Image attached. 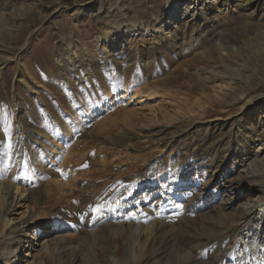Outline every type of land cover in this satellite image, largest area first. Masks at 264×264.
<instances>
[{
	"label": "rangeland",
	"instance_id": "obj_1",
	"mask_svg": "<svg viewBox=\"0 0 264 264\" xmlns=\"http://www.w3.org/2000/svg\"><path fill=\"white\" fill-rule=\"evenodd\" d=\"M167 2L0 0V179L27 190L34 218L63 223L81 264L112 243L82 239L110 212L145 227L163 220L177 235L222 213L249 224L258 209L244 220L241 207L264 200V0H180L189 13L179 26ZM218 85L230 89L220 99ZM55 178L73 191H57ZM222 181L245 185L238 201ZM203 189L206 206L172 211L176 196L196 205ZM228 225L216 231L232 240ZM198 240L182 245L204 248L198 260L223 250L218 238ZM56 263L43 254L34 264Z\"/></svg>",
	"mask_w": 264,
	"mask_h": 264
},
{
	"label": "bare ground",
	"instance_id": "obj_2",
	"mask_svg": "<svg viewBox=\"0 0 264 264\" xmlns=\"http://www.w3.org/2000/svg\"><path fill=\"white\" fill-rule=\"evenodd\" d=\"M167 3L169 8L168 20H176L174 26L176 23H178L179 26V23L185 20L183 17L189 13L188 7L183 10L182 7L184 4H181L180 0H168ZM180 12H183V14L180 15ZM171 24L172 22L168 21L165 26ZM130 34V30L127 29V31H124L123 37L120 38H114L108 35L106 37L107 40H105L106 49H110L112 45L114 46L120 39L122 40L125 37L131 36ZM167 35H169V33ZM214 88H216L215 92H219V94L217 93L218 99L226 96V94L230 92L228 86L218 85L216 87L214 86ZM158 95L159 93L153 91L148 93V97H157ZM229 95H232V91ZM130 98L137 101L139 104H143L142 94L139 92H134ZM257 105L258 103L253 105L252 101L248 100L244 106L253 108ZM244 111L243 109L242 112L238 114V117L242 116ZM238 117L236 116L235 118ZM1 127L0 122V144L5 140ZM31 136L28 135L26 136L27 138H25L30 141L35 140V138L31 139L33 138ZM260 150H258L257 153H259ZM2 156L3 154L1 153L0 157ZM232 156H235V154H232ZM158 175L159 177L161 176L159 173ZM58 178L51 181L57 191L63 195H67L68 191H73L70 182L64 179L59 180ZM12 180L15 181L14 177L11 176L9 179H0V264H34L43 254L52 262L56 260V264H81L83 260V258H81L82 256L77 257L73 255L69 257L74 249L71 246L68 247L64 245L66 244V240L64 241L65 238L59 236L65 227L63 223L53 220L52 223L48 221L44 222L37 220L38 218H34V214H32L34 210L29 205L30 202L33 201V198H31L30 195L27 196V190L17 186ZM222 185H225L228 191L232 192L234 201L240 199L241 193H243L246 188L241 181H237V183L224 181ZM161 188L164 190V182H162ZM209 188L210 187H207L206 190L208 191ZM204 191L205 189H203L201 193L203 195L200 196V200L197 201L196 205H194L195 203L182 202L181 200H183V198L179 199L178 196H176L175 205L171 207L172 211H180L185 216V213H188L191 209H197L198 206L202 204L205 205L208 201V197H206L208 192L204 194ZM31 193L34 192L31 191ZM150 196L151 194H148L145 199L148 200ZM38 200H40L39 197ZM231 206L232 203L228 204V202L225 201L223 208H225L226 211L230 209ZM254 208L258 209L259 214L257 218L249 224L239 221L235 222L236 217L233 216L231 218V215L222 213L221 215L219 214L207 220V223L205 222L206 220L204 222H195L192 225L188 223L187 226H184V229H180L181 233L177 235H173V232L162 222L163 220L155 223V228L151 226L145 227L143 222L133 221L125 223L126 220L122 221L120 217L113 216L112 212H110L99 222L97 221L92 225L86 226L85 230H83L84 234L82 239L93 237L100 240H107L106 237H109V235L113 238L110 240L112 243L105 242L104 245H102L104 250L101 249L100 252L102 253L101 261L99 259L95 263L91 262V264H259L260 261H263L262 258L264 255V200L261 204H258L257 207L250 203H246V205L241 207L240 212L243 217L242 219L245 220L248 216L254 214ZM20 209L22 212L17 213ZM149 211H152L150 207L148 212ZM224 221L230 223L228 229L232 226L237 228V235L234 236L232 240L228 237L229 234L221 236L222 233L220 234L216 231L217 228L222 230L221 224H223ZM52 235H58L59 237L52 241L46 239L52 237ZM204 237L210 240L218 238L219 241L217 242L223 249L221 252H211V260L207 261H203V258L198 260L201 252L205 256L208 255V252H206L204 248L203 251L198 250L200 252L199 254H194L190 253V249L186 251L182 247V245L186 248L189 247L188 243L190 244V240L197 241ZM43 239L44 241L41 243ZM121 245L125 246L122 247L124 251L122 250L123 252L120 253ZM38 247L40 251L36 249ZM41 250L43 252H41Z\"/></svg>",
	"mask_w": 264,
	"mask_h": 264
},
{
	"label": "snow or ice",
	"instance_id": "obj_3",
	"mask_svg": "<svg viewBox=\"0 0 264 264\" xmlns=\"http://www.w3.org/2000/svg\"><path fill=\"white\" fill-rule=\"evenodd\" d=\"M93 211L99 213L101 211V209L100 208H94Z\"/></svg>",
	"mask_w": 264,
	"mask_h": 264
}]
</instances>
